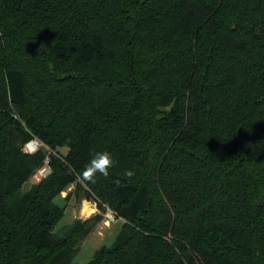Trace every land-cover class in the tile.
<instances>
[{
	"label": "trees",
	"instance_id": "1",
	"mask_svg": "<svg viewBox=\"0 0 264 264\" xmlns=\"http://www.w3.org/2000/svg\"><path fill=\"white\" fill-rule=\"evenodd\" d=\"M72 184L123 221L87 264H264V0H0V264L71 263Z\"/></svg>",
	"mask_w": 264,
	"mask_h": 264
},
{
	"label": "rangeland",
	"instance_id": "2",
	"mask_svg": "<svg viewBox=\"0 0 264 264\" xmlns=\"http://www.w3.org/2000/svg\"><path fill=\"white\" fill-rule=\"evenodd\" d=\"M40 148H42V150L48 149L47 146L36 138L27 142L23 146L24 150H28L31 153L39 150ZM61 151L66 152L67 149L62 148ZM44 165L23 185L22 191L28 190L44 178L40 173ZM68 193H70V195L67 197ZM55 202L59 205H64L65 207L64 216L58 224L59 227L70 225L76 219L85 220L94 214H102V220L94 226L89 235L81 242L78 253L69 264H87L88 261L92 259L94 252L98 248L103 245H110L113 242L116 234L123 224L122 219L117 218H115L112 222H107L106 214L109 208L107 206H103L101 211L98 210L93 201L86 199L83 189L75 191L74 184L70 185L59 196H57L55 198Z\"/></svg>",
	"mask_w": 264,
	"mask_h": 264
},
{
	"label": "clouds",
	"instance_id": "3",
	"mask_svg": "<svg viewBox=\"0 0 264 264\" xmlns=\"http://www.w3.org/2000/svg\"><path fill=\"white\" fill-rule=\"evenodd\" d=\"M114 164L115 161L108 151L96 152L80 173L81 180L95 184L98 175L108 178L110 175L109 169L114 167ZM124 175L130 180L135 175V172L133 170H126ZM115 183L119 185L120 181L116 180Z\"/></svg>",
	"mask_w": 264,
	"mask_h": 264
},
{
	"label": "built area",
	"instance_id": "4",
	"mask_svg": "<svg viewBox=\"0 0 264 264\" xmlns=\"http://www.w3.org/2000/svg\"><path fill=\"white\" fill-rule=\"evenodd\" d=\"M40 173L42 177H46L50 173V168L48 166V159L45 160V165L41 169ZM106 216H107V222H112L115 220V216L110 209H108Z\"/></svg>",
	"mask_w": 264,
	"mask_h": 264
}]
</instances>
